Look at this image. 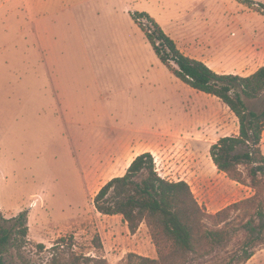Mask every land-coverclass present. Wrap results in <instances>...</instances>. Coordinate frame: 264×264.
Segmentation results:
<instances>
[{
	"label": "rangeland",
	"instance_id": "374dc122",
	"mask_svg": "<svg viewBox=\"0 0 264 264\" xmlns=\"http://www.w3.org/2000/svg\"><path fill=\"white\" fill-rule=\"evenodd\" d=\"M7 1L0 0V215L12 226L26 211L29 227L21 252L10 246L3 254L8 264H50L54 254L66 262L68 245L55 248L61 237H72L75 253L108 264H138L139 255L157 259L146 223L131 233L122 215L102 214L94 205L101 187L124 174L142 150L152 151L162 176L186 180L210 213L255 194L247 165L240 166L248 181L243 184L220 171L210 155L220 137L239 132L238 118L221 99L178 78L148 41L116 55L105 73L112 91L84 95L97 103L89 100L80 123L50 114L49 99L34 96L32 29L21 25L20 41L9 40ZM143 3L185 53L216 71L249 75L264 64V13L257 7L239 0ZM17 29L15 22L14 34ZM25 31L27 40L20 34ZM233 217L235 225L248 216L241 210ZM246 235L239 232L228 246L189 264H223ZM247 264H264V247Z\"/></svg>",
	"mask_w": 264,
	"mask_h": 264
},
{
	"label": "trees",
	"instance_id": "16d2710c",
	"mask_svg": "<svg viewBox=\"0 0 264 264\" xmlns=\"http://www.w3.org/2000/svg\"><path fill=\"white\" fill-rule=\"evenodd\" d=\"M264 13V3L239 0ZM133 19L161 61L184 83L221 99L239 121V132L220 137L210 147L216 167L232 180L247 184L241 165H247L255 194L231 203L215 213L207 211L184 180L162 176L154 154H138L123 175L106 182L94 198L96 209L105 215H122L131 233L146 223L159 257L139 255L138 264H189L226 247L241 231L247 233L240 248L223 264H247L259 247H264V64L249 75L218 72L205 61L185 53L160 24L148 13L136 11ZM146 19L148 23H144ZM263 99L260 107L255 102ZM243 210L247 220L234 225L233 214ZM12 226L2 223L0 215V264L10 246L17 253L27 242V212L14 217ZM102 247L99 236L94 238ZM57 246L70 248L68 260L54 254L50 264H108L105 258L82 256L74 251L72 237H61ZM41 249L43 244H39ZM133 256V255H131Z\"/></svg>",
	"mask_w": 264,
	"mask_h": 264
},
{
	"label": "crops",
	"instance_id": "0c3cea01",
	"mask_svg": "<svg viewBox=\"0 0 264 264\" xmlns=\"http://www.w3.org/2000/svg\"><path fill=\"white\" fill-rule=\"evenodd\" d=\"M144 1H7L9 10L5 18L9 40L20 41L16 34L21 25L32 29L34 96L49 99L50 114L66 115L71 124L80 123V115L90 100L86 97L94 99L105 90L112 91L105 73L116 64V55L125 47L132 49L148 41L132 17L133 12L148 11ZM15 4L19 11L13 9ZM21 12L24 17L20 19ZM14 20L18 26L15 34ZM28 33L20 34L27 40ZM144 151L149 150L135 153L128 166Z\"/></svg>",
	"mask_w": 264,
	"mask_h": 264
}]
</instances>
